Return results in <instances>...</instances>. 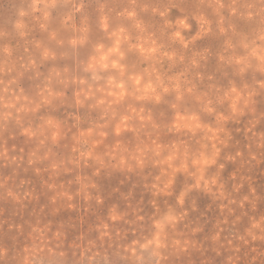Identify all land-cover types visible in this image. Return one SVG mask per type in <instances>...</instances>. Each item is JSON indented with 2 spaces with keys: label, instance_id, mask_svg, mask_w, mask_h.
<instances>
[{
  "label": "clouds",
  "instance_id": "clouds-1",
  "mask_svg": "<svg viewBox=\"0 0 264 264\" xmlns=\"http://www.w3.org/2000/svg\"><path fill=\"white\" fill-rule=\"evenodd\" d=\"M0 264H264V0H0Z\"/></svg>",
  "mask_w": 264,
  "mask_h": 264
}]
</instances>
